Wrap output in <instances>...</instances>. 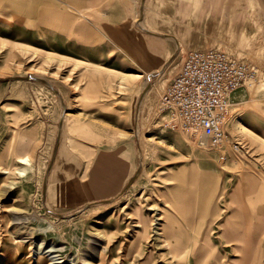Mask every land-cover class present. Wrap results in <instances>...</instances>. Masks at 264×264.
<instances>
[{"label":"rangeland","instance_id":"1","mask_svg":"<svg viewBox=\"0 0 264 264\" xmlns=\"http://www.w3.org/2000/svg\"><path fill=\"white\" fill-rule=\"evenodd\" d=\"M177 1L156 0L146 14L177 26L170 15ZM182 1L180 10L196 5ZM143 16L131 21L139 34ZM73 17L49 21L65 27L58 29L0 16V264H176L169 248L180 243L165 241L183 234L171 221L194 232L203 211L218 218L240 171L264 169V0H209L199 28L209 47L254 70L230 96L224 161L217 149L162 128L156 117L185 51L148 71L153 66L132 42L129 53L144 65L138 69L108 37L83 34L84 22L76 29ZM115 38L127 47L125 37ZM64 148L79 161V180L99 154H120L129 168L107 196L75 202L64 194L76 191L63 188L55 200L49 174Z\"/></svg>","mask_w":264,"mask_h":264},{"label":"crops","instance_id":"2","mask_svg":"<svg viewBox=\"0 0 264 264\" xmlns=\"http://www.w3.org/2000/svg\"><path fill=\"white\" fill-rule=\"evenodd\" d=\"M155 1L0 0V16L35 21L43 27L64 29L65 27H53L49 21L62 18L69 12L74 16L72 19L76 29L84 22V27L88 31L83 34L89 37H108L115 49L121 50L124 57L139 69L144 65L141 66L134 60L128 51L130 50L128 45H132V42L137 44L141 58L145 63H150L147 67L153 66L148 71L163 65L171 53L213 48L209 47V36L199 32L200 27L205 28L209 0H192L196 5L190 9H182L187 1H177L179 8L173 9L170 14L175 15L177 26L174 23L169 26L159 17L157 19L156 16H147L146 13L150 12L149 5ZM141 13L146 15L142 17L146 31L139 34L131 21L138 18ZM195 20L199 22H196L199 25L196 35ZM247 24L248 22L243 26L242 34L247 32ZM169 28L171 33L167 32ZM118 35L125 37L128 48L117 43L115 37ZM195 44L205 48L195 49ZM66 160L68 162L70 160L72 165L64 164ZM56 161L49 174L48 186L51 191H58V194H51L49 197L56 200L62 193L61 189L71 188L70 191H76V196L66 190L64 195H68L75 202L113 193L121 185V177L129 168L128 161L120 154H99L90 165L86 177L79 180L75 175L79 161L68 148L58 151ZM208 215L209 210L202 212L201 222L196 225L197 229L194 232H190L187 227L174 220L171 221L177 232L183 234L182 239L165 241L167 244L180 243L179 246L169 248L176 258V264H264L263 168L240 171L225 197V204L218 205V218L213 219Z\"/></svg>","mask_w":264,"mask_h":264},{"label":"built area","instance_id":"3","mask_svg":"<svg viewBox=\"0 0 264 264\" xmlns=\"http://www.w3.org/2000/svg\"><path fill=\"white\" fill-rule=\"evenodd\" d=\"M253 76L249 64L226 50L186 52L155 105L160 126L189 134L199 145L217 149L219 158L226 160L230 96Z\"/></svg>","mask_w":264,"mask_h":264},{"label":"bare ground","instance_id":"4","mask_svg":"<svg viewBox=\"0 0 264 264\" xmlns=\"http://www.w3.org/2000/svg\"><path fill=\"white\" fill-rule=\"evenodd\" d=\"M66 17V16H65ZM59 18V17H58ZM61 20H63V19H61ZM132 46V45H131ZM183 50V49H182ZM138 78H141L142 77V75H136ZM17 162L19 163V164H25V163H27L28 164V158L27 157H20V158H18L17 159ZM27 170H29V168H26V166L25 167H19V168H17V172L19 173V174H23L25 171H27ZM8 172V171H7ZM159 218H157V220H158ZM139 227V226H138ZM37 250V249H36ZM36 253V252H35ZM39 254V253H38Z\"/></svg>","mask_w":264,"mask_h":264}]
</instances>
